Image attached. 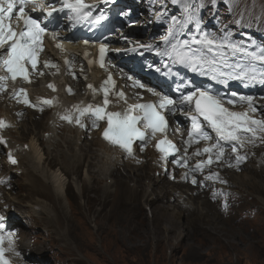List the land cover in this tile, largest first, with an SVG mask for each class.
<instances>
[{
	"label": "rangeland",
	"instance_id": "rangeland-1",
	"mask_svg": "<svg viewBox=\"0 0 264 264\" xmlns=\"http://www.w3.org/2000/svg\"><path fill=\"white\" fill-rule=\"evenodd\" d=\"M45 156L49 168L60 167L57 157L48 153ZM86 165V162L81 165L77 174H67L68 185H72L76 177L81 190L71 186L75 196L69 195L70 202L66 201L64 209L69 213L68 220L56 205L59 217L55 226L66 229L67 240H60L57 232L44 231L40 223L33 224L24 230L25 235L22 233L23 250L31 252L24 243L33 244L34 236L36 239L42 235L47 239L43 248L51 264H264V166H259L261 170L243 187L231 177L239 199L232 205V212L224 215L204 196H196V203L203 205L198 210L180 203L178 195L185 188L180 190L177 183L169 180H165L169 183L151 185V195L149 201L146 200L148 177L153 173L147 167L143 169L146 175L139 182L142 188L138 192H127L120 206L113 207L104 198L114 197L118 191L120 171L109 178L107 184L99 174L90 182L84 178ZM252 168L249 165L246 170L252 171ZM23 178L24 174L16 177L14 188L7 191L10 195L25 192ZM105 184L110 188L108 196L103 191ZM172 186L176 187L173 194ZM190 195L195 197L194 192ZM23 222L29 223V220L25 218ZM37 248L38 245L34 250ZM34 256L42 257L35 251Z\"/></svg>",
	"mask_w": 264,
	"mask_h": 264
},
{
	"label": "snow or ice",
	"instance_id": "snow-or-ice-1",
	"mask_svg": "<svg viewBox=\"0 0 264 264\" xmlns=\"http://www.w3.org/2000/svg\"><path fill=\"white\" fill-rule=\"evenodd\" d=\"M60 5L58 8L54 5H46L45 0H0V50H4V54L0 55V69L5 72L4 75H0V92L7 89V81H16L17 78H22L24 81H29V67L35 70L37 67V58L42 49V37L46 33V27L41 25V21L31 13H35L37 9L46 12L49 16L53 12L66 13V18L69 21H73V27L85 20L94 19L99 21L103 19V15L93 17L92 7L86 2V0H57ZM31 6V7H29ZM16 12L15 17L13 16ZM23 25L20 27V25ZM52 38L56 39V33H52ZM87 43V41L85 42ZM198 43L206 44L209 49H213V46L222 48L224 45H216V41L209 39L205 35ZM62 48V45H57ZM106 45L100 46L99 62L101 67L104 65V56ZM233 51V54L244 53L251 57L255 61L264 62V49L258 52H247L243 47L235 44L228 45ZM135 51V49H133ZM193 63H207L202 57H192ZM45 67L49 66V62H43ZM71 67V61H66ZM92 63V61H90ZM212 65H216L213 60L210 62ZM218 67V65H216ZM239 67V66H237ZM264 67V63H262ZM43 75V73H40ZM221 77L227 79L246 80L249 82L264 83V72L256 73L255 71L248 72L243 68H240L238 72H224L219 73ZM215 79L216 76H213ZM115 82L109 73L108 78L102 83L101 91L103 92L104 101L103 106L92 105L87 106L84 109H77L79 116L83 117L86 113L94 117L93 126H99L100 120L107 121V127L103 131V136L106 140L110 141L114 145H118L127 151L130 155L133 152V142L140 140L147 142L150 139L156 137L157 132L165 133L167 128V120L163 115L162 110L167 109L174 112L177 107L176 101L167 97L161 96L159 103H143L133 104L130 106L127 112H110L106 111L107 106L110 103L109 93L112 91ZM136 86L145 87L143 84L136 82ZM49 87L55 88V85H49ZM90 89L96 91L92 85H88ZM71 91V89H69ZM148 91L157 93L152 89ZM23 93V102L29 104L30 101L27 98L25 89H13V95L18 96ZM117 95L124 97L123 92H117ZM232 96L235 98L236 93ZM39 99V98H38ZM44 104H51V100H43ZM181 103H194L195 115H192V133L189 134V139L186 143L189 145L194 142L193 137H198L200 140H208L210 137L203 131L204 125L201 123L200 118L207 122L208 126L215 131L219 137V141L211 146L205 147L202 150L197 149L195 155H202L208 153L207 160H201L195 165L196 171H203L205 167H208L216 160L223 158L225 150L222 147L220 141L226 142L230 145L231 151L236 153V164L239 165L247 157L246 155H240L238 149L245 147L246 143H255L256 140L264 142V119H255L251 113L257 111L254 106V100L250 96H240L238 99L228 100V104L234 103H246L248 109L243 112L231 111L224 106V102L211 94L210 91L197 90L190 92L188 95L183 96ZM35 106V105H32ZM75 107V106H74ZM140 110L141 116L131 114L134 110ZM62 119L69 122L73 121L71 115H64ZM77 124L84 127L81 120L77 118L75 120ZM143 122V130L138 127V124ZM6 122L0 120V127H5ZM198 142V141H197ZM0 143H7L0 137ZM156 148L163 154L161 159H167L170 154L178 152L179 149L176 145L168 140L165 136L156 144ZM215 150V160L213 159V151ZM11 162L15 164L17 161L11 157ZM177 163H180L178 160ZM185 178H187L185 176ZM218 173H212L207 179H218ZM197 181L192 180L195 184ZM225 182L226 181H222ZM4 217L0 216V264H11L10 260L6 257L5 253L14 249L13 233L5 231V224L3 223ZM8 241L11 248H5L4 242ZM19 255V253H17Z\"/></svg>",
	"mask_w": 264,
	"mask_h": 264
},
{
	"label": "bare ground",
	"instance_id": "bare-ground-1",
	"mask_svg": "<svg viewBox=\"0 0 264 264\" xmlns=\"http://www.w3.org/2000/svg\"><path fill=\"white\" fill-rule=\"evenodd\" d=\"M66 49L74 55L83 51L80 46H67ZM53 58L57 59L58 56H53ZM64 79L67 78H61V80ZM37 85L39 84H36V88H39L40 90L42 87ZM77 85L82 87V81L80 80ZM0 109L9 117H12L11 108H3V106L0 105ZM48 117L50 118L51 114ZM47 119L48 118L46 117V120ZM39 125H42L43 131L38 135L36 133V127ZM17 126L16 131L11 134V138L13 142L20 143L23 149L19 150V166L15 169L10 167L7 173L22 170L24 174L22 187L25 188V192L23 194H18L17 196L7 193L6 199L11 202V205L17 207V213L19 215L27 217L33 222V224L37 225L40 223V227L44 231L49 233L57 232V235H60V240L62 241L67 240V235L66 232H64L66 229H61L60 225L55 226V222L59 217V213L57 212L58 207L56 208V205L64 211L66 208V201H69V195H74L71 191V186H74L77 191L81 192L76 184V177L72 179V185H68L70 184V181L67 179V174H77L80 166L85 162L87 163V167L84 172V178L90 182L96 179L97 174H99L104 176V182L107 184V180L120 171L122 178H120V187L118 186V191L115 193L114 197L104 198V201L111 204L113 207L121 204V200L127 198L125 196L127 192H138L142 188V184H139V182L141 183L140 178L143 175H146V171H143L144 167L134 166L130 163H125L123 166L119 167L120 160L118 157L114 156L115 149L108 147L98 137H94L88 144L86 141H82L81 136L73 129H64L63 134H58L56 129L51 125H46V122H34L32 114H26L23 122H17ZM45 131L49 133L47 138L43 137V133ZM95 134L98 135V133ZM80 142L82 145L79 144ZM25 145H27L26 148ZM45 153L57 157L58 162L61 164L59 165L60 167L56 169L49 168L45 162ZM149 155L152 154L149 153ZM261 164H264L262 159H256V161L252 164L254 165L252 168V171L254 172L244 170V174H233L232 178L234 179V182L238 183L241 187H243V185L247 182L250 183L249 181L254 179L257 171L260 170L258 166ZM147 167L153 172L152 176L148 177L150 182L147 185L145 193H148L149 195L147 194L144 196V198L149 201V196L151 195V185L168 181H165V176L162 177L155 175V171H157V169L153 167L152 163H149ZM122 168L126 169L121 172ZM131 182L133 183L132 185ZM176 183V186L180 190L185 187L191 190V186H186L181 182ZM106 184L103 186V191L104 194H107L108 196V189L110 188ZM172 187L173 194L175 193L173 190H175L176 187ZM188 189H184L178 195V201L187 206H195V210L203 207V202L201 203L202 206L197 204L196 196H191L190 192L192 191H188ZM257 198L260 199L259 196ZM64 214L68 220L69 213L64 211ZM205 215H207V213H205ZM52 236H54V234L51 235V237ZM44 241H47V239H45L42 235H39L33 244L25 242L24 246L26 249L30 247L33 251L34 247L38 245V248L34 251L41 254V258L48 262V264H51L49 257L46 255L47 250L43 248ZM78 248L79 247H77V249ZM78 250L80 251V248Z\"/></svg>",
	"mask_w": 264,
	"mask_h": 264
}]
</instances>
